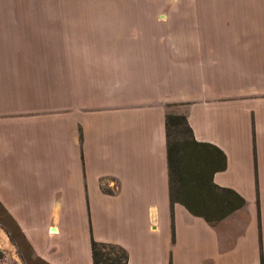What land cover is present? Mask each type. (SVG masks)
<instances>
[{"label":"crops","instance_id":"crops-1","mask_svg":"<svg viewBox=\"0 0 264 264\" xmlns=\"http://www.w3.org/2000/svg\"><path fill=\"white\" fill-rule=\"evenodd\" d=\"M168 113L245 201L213 226L170 208ZM0 206L45 264L264 262V0H0Z\"/></svg>","mask_w":264,"mask_h":264},{"label":"trees","instance_id":"trees-1","mask_svg":"<svg viewBox=\"0 0 264 264\" xmlns=\"http://www.w3.org/2000/svg\"><path fill=\"white\" fill-rule=\"evenodd\" d=\"M164 123L170 208L179 204L212 226L241 209L245 205L242 197L212 182V175L225 168L224 154L211 144L197 142L185 116L168 113ZM6 216L12 225L8 228L11 238L16 242L20 238L30 249L15 222ZM90 251L92 264H127V253L120 246L90 239Z\"/></svg>","mask_w":264,"mask_h":264},{"label":"rangeland","instance_id":"rangeland-1","mask_svg":"<svg viewBox=\"0 0 264 264\" xmlns=\"http://www.w3.org/2000/svg\"><path fill=\"white\" fill-rule=\"evenodd\" d=\"M8 228L12 229V225L0 207V264H9L8 258H11L12 264H45L33 256L20 238H17L18 243L12 239ZM6 239L11 246H6Z\"/></svg>","mask_w":264,"mask_h":264}]
</instances>
